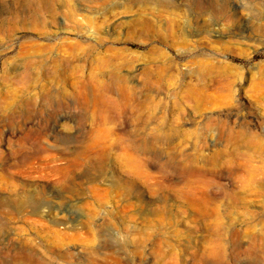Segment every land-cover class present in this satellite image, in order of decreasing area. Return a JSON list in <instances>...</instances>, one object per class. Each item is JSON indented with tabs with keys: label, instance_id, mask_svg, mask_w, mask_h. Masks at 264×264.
<instances>
[{
	"label": "rangeland",
	"instance_id": "rangeland-1",
	"mask_svg": "<svg viewBox=\"0 0 264 264\" xmlns=\"http://www.w3.org/2000/svg\"><path fill=\"white\" fill-rule=\"evenodd\" d=\"M161 1L0 0V264H264V0Z\"/></svg>",
	"mask_w": 264,
	"mask_h": 264
},
{
	"label": "bare ground",
	"instance_id": "bare-ground-1",
	"mask_svg": "<svg viewBox=\"0 0 264 264\" xmlns=\"http://www.w3.org/2000/svg\"><path fill=\"white\" fill-rule=\"evenodd\" d=\"M158 1H161V0H158ZM161 2H165L167 3L168 0H163ZM171 37L173 38V40L175 41V37L176 35L174 33H171ZM175 44V43H174ZM114 76L115 78L120 81V82H124V78L120 75H118L117 73H114ZM124 80V81H123ZM100 85L104 86L106 85V83L104 82H100ZM90 91V90H89ZM256 114V113H255ZM207 123V122H206ZM209 124H212V125H215L217 128H218V132H219V136H222V135H225L226 137H235V136H239L240 135V131H238L239 129L235 127V125H230L229 123H225V121H219V120H210L208 123ZM243 131V130H242ZM109 134V133H108ZM108 136V135H107ZM111 138V136H109ZM106 138V137H105ZM112 141H109L107 143V145L111 146V145H114L116 143L115 140H113V138H111ZM102 141V139H101Z\"/></svg>",
	"mask_w": 264,
	"mask_h": 264
}]
</instances>
